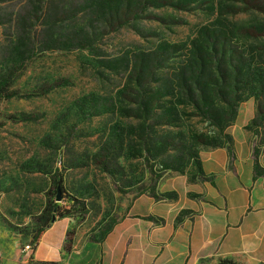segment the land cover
Wrapping results in <instances>:
<instances>
[{
	"label": "rangeland",
	"instance_id": "374dc122",
	"mask_svg": "<svg viewBox=\"0 0 264 264\" xmlns=\"http://www.w3.org/2000/svg\"><path fill=\"white\" fill-rule=\"evenodd\" d=\"M67 2L71 0H50L37 21L28 19L35 14V2L1 0L0 76L16 64L11 45L22 18L34 25L38 51L39 44L46 40L40 23L53 7L63 9ZM212 18L206 10H153L148 19L101 39L91 53L44 51L17 73L8 88L12 97L0 98V225L20 240L22 250L32 246L47 202L60 206L65 218L73 220L75 230H94L107 219L119 220L138 188L149 189L168 172H164V162H174L173 174H196L197 167L188 160L186 148L194 149L199 156L203 149L227 143L236 123L250 129L255 149L263 147L264 115H259L263 99L247 100L248 113L245 102L241 103L233 123L223 132L186 107L178 108L176 119L171 115L165 119L167 111L161 110L145 122L143 112L135 113L129 103L118 106L125 108L126 115L118 110L103 114L100 107L93 108L92 102H84L82 108L76 105L88 95L100 98L97 106H102L103 99H114L118 104L129 70L117 66L116 60L133 50H152L162 42L186 41ZM242 21L247 27L254 25L250 16ZM70 30L71 24L63 22L51 29V35L59 38ZM167 73L158 77L165 80ZM196 137L208 138L211 146L197 144ZM167 140L172 143L169 152L147 162L144 150H150L153 156ZM103 148L111 152L105 159ZM100 160L106 162L110 172H103L97 165ZM58 178L63 191L57 194Z\"/></svg>",
	"mask_w": 264,
	"mask_h": 264
},
{
	"label": "trees",
	"instance_id": "16d2710c",
	"mask_svg": "<svg viewBox=\"0 0 264 264\" xmlns=\"http://www.w3.org/2000/svg\"><path fill=\"white\" fill-rule=\"evenodd\" d=\"M49 1L31 0L36 5L35 14L28 19L40 21L43 7ZM66 6L63 9L53 7L47 19L40 23L46 40L36 48L38 51L35 50L34 25L27 24V20L22 18V25L18 24L16 38L11 45L15 52L13 62L16 64L0 76V98L12 97L8 88L17 73L38 53H91L101 39L129 27L134 22L148 19L150 11L153 10L183 13L206 10L213 18L199 27L186 41L162 42L152 50H133L123 56L122 60H116L117 66L129 70L126 88L117 97L118 104L114 99H103L102 106H97L100 98L88 95L83 98L82 104L76 105L82 108L84 102H92L95 104L93 108L100 107L103 114H114L118 110L126 115L125 108L119 109L118 106L129 103L134 107L135 113L143 112L145 122L154 119L155 113L161 110L167 111L168 115L164 118L171 115L176 119L178 108L186 107L203 120L218 126L223 132L233 123L241 103L251 98L264 101V0H71ZM247 16L254 18V25H242L241 21ZM63 22L70 23L72 30L65 36L53 37L51 29ZM166 71L169 74L164 77L165 80L158 77ZM126 92L127 95L124 94ZM164 104L167 105L166 109ZM260 114L264 115L262 106H259ZM195 139L197 144L211 146L208 138ZM227 140V143L215 144L213 148L224 147L232 153L233 139ZM171 146L169 140L165 141L163 147L157 148L158 152L153 156L150 150H144L145 160H156L167 154ZM105 151L103 148V159L111 154ZM186 151L188 160L194 161L197 173H200L201 163L197 152L191 148H186ZM164 163V172L175 170L173 161ZM97 165L102 166L103 172H110L106 162L100 160ZM157 183L149 189L138 188L136 197L153 191ZM55 185L57 194L63 191L60 178ZM65 217L60 206L47 202L33 242L57 218ZM105 229H109V225Z\"/></svg>",
	"mask_w": 264,
	"mask_h": 264
},
{
	"label": "crops",
	"instance_id": "0c3cea01",
	"mask_svg": "<svg viewBox=\"0 0 264 264\" xmlns=\"http://www.w3.org/2000/svg\"><path fill=\"white\" fill-rule=\"evenodd\" d=\"M231 136L232 153L201 150L200 173L164 174L94 230L57 218L24 254L0 225V264H264V146L241 122Z\"/></svg>",
	"mask_w": 264,
	"mask_h": 264
},
{
	"label": "built area",
	"instance_id": "2783aa9c",
	"mask_svg": "<svg viewBox=\"0 0 264 264\" xmlns=\"http://www.w3.org/2000/svg\"><path fill=\"white\" fill-rule=\"evenodd\" d=\"M33 252V247L31 245H27L25 246V248L23 249V253L27 254V253H32Z\"/></svg>",
	"mask_w": 264,
	"mask_h": 264
},
{
	"label": "water",
	"instance_id": "95a60500",
	"mask_svg": "<svg viewBox=\"0 0 264 264\" xmlns=\"http://www.w3.org/2000/svg\"><path fill=\"white\" fill-rule=\"evenodd\" d=\"M58 200H60V196L58 195Z\"/></svg>",
	"mask_w": 264,
	"mask_h": 264
}]
</instances>
